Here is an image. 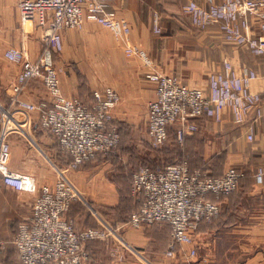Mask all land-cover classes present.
<instances>
[{
	"label": "built area",
	"instance_id": "built-area-1",
	"mask_svg": "<svg viewBox=\"0 0 264 264\" xmlns=\"http://www.w3.org/2000/svg\"><path fill=\"white\" fill-rule=\"evenodd\" d=\"M17 9L22 20L42 27L41 39L46 44L36 60L15 47L3 53L7 60L19 64L20 70L10 96L12 107L6 109L0 104V179L16 191L33 195L31 215L19 222L11 241L19 264H80L86 258L84 240H112L110 253L118 257L126 249L117 229L102 219L97 227L76 231L73 221L64 215L70 202L79 198L67 171L109 151L120 139L112 123V109L120 99L115 89L107 86L93 90L90 104L61 92L52 54L62 49L64 29L81 28L86 20H92L111 31L123 44L125 54L140 59L144 77L155 83V97L146 105L145 128L153 147L167 139L170 124H177L175 137L181 145L185 134L198 129L199 118L220 122L225 110L234 124H244L246 141L254 140L255 123L264 115V105L261 94L250 88L258 76L252 67L242 65L238 69L223 58L221 68L209 73L206 87L190 86L174 74L155 69L146 52L130 43V24L107 0H19ZM182 11L194 27L216 26L225 42L246 47L264 63V0H188ZM153 29L160 32L157 13ZM34 78H40L48 98L32 102L20 95L24 85ZM34 111L39 126L54 136L70 156L69 164L57 170L52 183L38 185L32 174L16 171L9 164L8 134L23 132ZM242 175L233 166L220 174H209L204 168L190 169L184 157L163 165L140 164L130 177L131 194L140 204L129 224L136 228L166 224L169 234L165 257L174 258L180 253L189 260L196 256L193 235L199 223L211 222L220 215V205L214 199L235 191ZM262 180L263 169L259 167L255 181Z\"/></svg>",
	"mask_w": 264,
	"mask_h": 264
},
{
	"label": "crops",
	"instance_id": "crops-1",
	"mask_svg": "<svg viewBox=\"0 0 264 264\" xmlns=\"http://www.w3.org/2000/svg\"><path fill=\"white\" fill-rule=\"evenodd\" d=\"M18 1L0 0V89L6 93H12L20 65L3 56L5 49L18 48L30 60H36L46 49L41 39L42 27L20 18ZM107 1L130 24V43L146 52L156 70L174 74L187 85L206 87L209 73L220 69L223 58H227L235 68L247 65L256 70L258 76L250 88L261 94L264 105L261 58L245 47L225 42L216 26L194 27L182 11L188 0ZM155 13L159 17L160 32L153 29ZM62 42L61 51L53 53L52 58L59 71L63 95L86 103L93 90L112 87L120 97L112 109V123L121 127L122 133L135 143L133 136L146 128L147 102L155 97V83L144 77L140 59L125 54L123 44L111 31L92 20H86L81 28L64 29ZM20 95L32 102L48 98L40 78L28 81ZM30 117L23 132L8 134L9 164L16 171L32 174L38 185L52 183L58 172L49 170L38 160L37 153L49 160L50 152L55 153L54 139L39 126L35 111ZM197 124L203 136L206 135L203 146L199 142L197 155L205 161H215L211 169L204 171L220 174L228 161H237L236 166L243 175L236 191L214 199L220 205V216L211 222L199 223L193 235L196 256L189 260L180 253L174 258L165 257L167 225V228L158 225L147 229L121 222L116 224V229L126 245L122 256L110 253L112 240L88 241L83 245L86 258L80 264H264V115L255 123L254 141H257L253 151L248 152L243 150L244 124H234L227 110L220 122L205 117L199 118ZM190 138L187 136L183 143L189 144ZM110 161V156L89 160L81 169L67 171L81 197L67 211L76 229L96 226L102 215L100 211L106 214L109 223L117 221L114 211L119 203V187L115 180L106 178ZM255 165L263 169L261 183L255 181ZM32 204L31 193L16 191L0 179V264H19L11 239L19 222L31 215Z\"/></svg>",
	"mask_w": 264,
	"mask_h": 264
},
{
	"label": "rangeland",
	"instance_id": "rangeland-1",
	"mask_svg": "<svg viewBox=\"0 0 264 264\" xmlns=\"http://www.w3.org/2000/svg\"><path fill=\"white\" fill-rule=\"evenodd\" d=\"M103 27V26H102ZM39 86V85H38ZM119 129L120 139L117 147L113 151L100 152L97 154L93 161H97L99 158L106 159L108 156L111 157L110 167L106 169V178L109 180H115L117 182L118 187H121L122 192L118 195V201L122 204L121 209L114 211V214H122L124 209H126V198L125 201L122 199L121 195H124L126 189L128 188L130 173L136 168L138 165L143 163H170L181 159L182 157L186 158L190 167H198L204 169H211V166H214L215 161H205L203 158L198 157V153L200 151L201 144L199 142H205L206 135L203 136L202 132L196 130V132L191 133L189 137L190 143L178 144L174 141L172 132L168 134V138L166 142L162 143L157 147H153L150 142H148V135L145 131H141L139 135H134L133 138L136 140L135 143L131 142L130 136H126L125 133H122L121 127ZM25 137L28 135L24 134ZM31 137L33 136L30 133ZM147 139V140H146ZM246 140V139H245ZM257 141V140H256ZM256 141L248 142L245 141L246 144L243 145V150L245 152L253 151V147L256 144ZM220 147L222 145H219ZM120 153V154H119ZM55 154V153H54ZM52 152H50V156L48 155V159H44L40 154L38 155V160H40L44 165L48 167L49 170L53 171L56 174L58 169H62L56 164L55 156ZM220 156V155H219ZM53 158V159H52ZM223 161V160H222ZM220 162V161H219ZM237 161H228L224 168L228 166H236ZM256 163V161H254ZM93 163V162H92ZM86 166V165H85ZM210 166V168H209ZM84 167V166H82ZM80 167V169L82 168ZM89 167H93V165H89ZM256 169L259 168L258 165L254 166ZM55 169V172H54ZM257 183V182H256ZM240 186V185H239ZM239 188V187H238ZM237 188V189H238ZM236 189V190H237ZM235 190V191H236ZM80 197V195H79ZM81 198V197H80ZM80 198H74L73 200H79ZM89 204V203H87ZM94 210V209H91ZM122 210V211H120ZM95 212V211H94ZM116 212V213H115ZM120 212V213H119ZM166 227V224H160ZM159 225V226H160ZM158 227V225L147 226V229H154ZM167 228V227H166Z\"/></svg>",
	"mask_w": 264,
	"mask_h": 264
},
{
	"label": "trees",
	"instance_id": "trees-1",
	"mask_svg": "<svg viewBox=\"0 0 264 264\" xmlns=\"http://www.w3.org/2000/svg\"><path fill=\"white\" fill-rule=\"evenodd\" d=\"M242 47H244V46H242ZM245 49H247L246 47H245ZM248 50V49H247ZM249 52H250V50H248ZM251 53V52H250ZM252 54V53H251ZM254 55V54H253ZM52 56H53V54H52ZM55 56V55H54ZM255 56H257V57H260V56H258V55H255ZM261 58V57H260ZM261 60H262V58H261ZM32 80V79H31ZM10 96H11V93H6L4 90H2V89H0V104L4 107V108H6V109H10L11 107H12V102H11V100H10ZM92 99H93V92H91V98H90V101L88 102H86L85 104H90V102L92 101ZM202 118H205V117H202ZM176 128H177V124L176 123H172V124H170L169 126H168V130H167V132H168V134L169 133H171L172 132V135H173V138H174V141H176V137H175V132H176ZM197 131H198V129H197ZM196 132V131H195ZM194 133V132H193ZM191 135V133H189V134H185V136H184V139L188 136H190ZM167 138H168V135H167ZM53 139H54V144H55V154H54V156H55V162H56V164L58 165V166H60V167H64V166H66V165H68L69 164V162H70V156H69V154L68 153H66L62 148H61V146L59 145V143H58V141H57V139L53 136ZM167 140V139H166ZM166 140L164 141V142H166ZM254 141V140H253ZM163 142V143H164ZM117 146H115V147H113L112 149H110V151H113L115 148H116ZM109 151V152H110ZM86 163H87V161L86 162H84V163H82L78 168H80V167H82V166H85L86 165ZM143 164H146V165H150V166H156V165H163V164H165V163H143ZM189 164V163H188ZM190 166V165H189ZM138 167V166H137ZM137 167L136 168H134L132 171H131V173H130V177H131V174H132V172L133 171H135L136 169H137ZM233 167H235V166H233ZM237 170H239V171H241L242 172V170L239 168V167H235ZM223 172V171H222ZM221 172V173H222ZM243 173V172H242ZM209 174H213V173H209ZM239 184H240V182H239ZM120 192H122V189H121V187H119V193ZM121 197H122V199H124V201H125V198H126V203H127V205H126V209H124L123 210V214L124 215H122V214H118V215H116L115 214V218L117 219V221L115 222V223H109L108 221H106L107 220V218H106V214L104 213V212H102V211H100L101 212V214L103 215H101V219L103 220V221H105L107 224H109L111 227H113L114 229H116V224L117 223H121V222H124V223H126V224H129V222H130V216H131V214L134 212V211H136V210H138V208H139V201L131 194V183H130V180H129V184H128V188L126 189V191H125V193H124V195H121ZM73 201H75V200H72L71 202H70V205H71V203L73 202ZM122 204L123 203H118V205H117V207H116V209L117 210H119V209H121V207H122ZM70 205H69V207H70ZM116 209H115V211H116ZM69 210V208L67 209V211ZM67 211L64 213V215H65V217L67 218V219H69L68 217H67ZM120 211H122V210H120ZM116 213V212H115ZM120 213V212H119ZM220 216V215H219ZM218 216V217H219ZM217 217V218H218ZM216 218V219H217ZM215 220V219H214ZM98 224H96V226H93V227H97V226H99L100 225V223L99 222H97ZM145 227V226H144ZM149 227V226H148ZM74 228H75V226H74ZM85 228V227H84ZM146 228H147V226H146ZM82 229V228H81ZM75 230L76 231H79L80 229H76L75 228ZM13 239V238H12ZM12 239H11V241H12ZM88 241H96V240H84L83 242H82V244L83 245H85V243L86 242H88ZM181 261V260H180Z\"/></svg>",
	"mask_w": 264,
	"mask_h": 264
}]
</instances>
